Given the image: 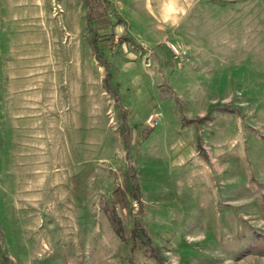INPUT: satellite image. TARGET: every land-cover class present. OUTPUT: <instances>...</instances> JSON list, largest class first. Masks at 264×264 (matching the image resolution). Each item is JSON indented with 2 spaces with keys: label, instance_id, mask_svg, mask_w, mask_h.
<instances>
[{
  "label": "rangeland",
  "instance_id": "1",
  "mask_svg": "<svg viewBox=\"0 0 264 264\" xmlns=\"http://www.w3.org/2000/svg\"><path fill=\"white\" fill-rule=\"evenodd\" d=\"M102 5L20 8L80 14L82 50L64 98L0 99V264H264V0Z\"/></svg>",
  "mask_w": 264,
  "mask_h": 264
},
{
  "label": "crops",
  "instance_id": "2",
  "mask_svg": "<svg viewBox=\"0 0 264 264\" xmlns=\"http://www.w3.org/2000/svg\"><path fill=\"white\" fill-rule=\"evenodd\" d=\"M33 1L34 3L40 2V0ZM25 4L26 0H0V67L2 64L9 68L32 66L42 67L43 71L41 74L30 78H15L17 75H10L4 84L0 78V99L33 100L34 98H45V100H49L51 97L64 98L66 96L64 86L67 82L69 66L79 67L81 61L80 14H78V26L70 28L67 27L69 23L65 17L58 21L49 17V13L45 14L39 10H34L32 13L26 12L20 9ZM3 5L6 6L5 15L1 11ZM37 7L39 8L38 5ZM171 7L165 10L162 5L160 9L171 12L175 6L171 3ZM170 12V21L174 23L177 29V18L175 14ZM165 16L161 12V16H156V19L163 22L161 20H164ZM31 18L35 20L33 23H29ZM3 20H6L10 26V30H7L4 37ZM128 37L132 38L131 36ZM2 43L7 50L6 55L2 53ZM71 51L73 57L68 54ZM187 63L193 64L191 61ZM78 73H80L79 68ZM24 78L29 79L24 81V84L17 83L18 80ZM57 88L60 91L57 92Z\"/></svg>",
  "mask_w": 264,
  "mask_h": 264
},
{
  "label": "trees",
  "instance_id": "3",
  "mask_svg": "<svg viewBox=\"0 0 264 264\" xmlns=\"http://www.w3.org/2000/svg\"><path fill=\"white\" fill-rule=\"evenodd\" d=\"M86 4H87V19H89L90 17H96V16H101L104 15L106 13L105 8L102 5V0H85ZM113 33H108L107 35L103 36V37H98L96 33H93L92 38H91V45L94 51H97V47H96V41L99 40H109V41H113V43L117 44L120 43L121 41H127V42H131V38H129L127 35L124 34H119L116 36V38L113 40ZM96 58L98 59L97 56L99 55H95ZM150 127L145 128L142 131V138H144L148 132L150 131ZM112 222V220H111ZM139 229V225L135 224L131 227L130 229V234L134 237L136 234V230ZM113 230L115 232V234L119 237V239H124L123 237V232H122V227L120 226L119 223H116L113 226ZM139 237V236H138ZM133 246V243L130 244V248Z\"/></svg>",
  "mask_w": 264,
  "mask_h": 264
},
{
  "label": "built area",
  "instance_id": "4",
  "mask_svg": "<svg viewBox=\"0 0 264 264\" xmlns=\"http://www.w3.org/2000/svg\"><path fill=\"white\" fill-rule=\"evenodd\" d=\"M169 46H170V49L172 50V52H174V53H177L178 52V50L172 44H170ZM148 119L149 118H147V120Z\"/></svg>",
  "mask_w": 264,
  "mask_h": 264
}]
</instances>
